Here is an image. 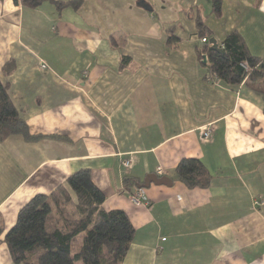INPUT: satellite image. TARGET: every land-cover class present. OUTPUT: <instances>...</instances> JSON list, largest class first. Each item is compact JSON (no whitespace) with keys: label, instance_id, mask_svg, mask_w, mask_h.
<instances>
[{"label":"crops","instance_id":"1","mask_svg":"<svg viewBox=\"0 0 264 264\" xmlns=\"http://www.w3.org/2000/svg\"><path fill=\"white\" fill-rule=\"evenodd\" d=\"M76 1L0 0V77L41 138L0 144L5 233L34 196L90 170L102 208L136 230L124 264H264V95L211 75L205 52L237 33L264 61V0H220L219 15L214 0ZM191 158L211 174L208 188L178 181ZM150 175L172 186L151 184L150 206L135 205ZM0 264H15L5 243Z\"/></svg>","mask_w":264,"mask_h":264},{"label":"trees","instance_id":"2","mask_svg":"<svg viewBox=\"0 0 264 264\" xmlns=\"http://www.w3.org/2000/svg\"><path fill=\"white\" fill-rule=\"evenodd\" d=\"M26 8H37L44 0H18ZM81 0L73 2L78 8ZM70 4V3H68ZM67 4V5H68ZM59 10L62 9L58 3ZM213 12L221 13V1H213ZM199 36L205 29L198 20ZM175 38L172 34L170 41ZM209 45V42L207 43ZM224 53H208V72L222 81L238 86L246 81L247 87L264 95V61L251 58L240 35L230 34L222 43ZM242 64H247L245 70ZM12 66H6L3 75H9ZM11 137H21L34 142L23 115L9 96V84L0 77V144ZM176 177L188 189L208 188L212 176L199 159H183ZM131 185V184H130ZM75 198V215L69 219L67 209ZM106 195L96 186L90 170H80L71 175L66 184L50 195H36L18 213L16 224L5 233L0 219V244L5 243L15 264H124L134 241L136 230L128 215L121 210L105 211L102 208ZM54 217L57 228L49 233L46 225ZM84 235L80 248L73 250L75 239Z\"/></svg>","mask_w":264,"mask_h":264},{"label":"built area","instance_id":"3","mask_svg":"<svg viewBox=\"0 0 264 264\" xmlns=\"http://www.w3.org/2000/svg\"><path fill=\"white\" fill-rule=\"evenodd\" d=\"M209 41L207 38H203L202 39V43L204 44H207ZM242 67L245 69V70H249V66L247 64H242ZM42 69H47V66L45 64H43L41 66ZM204 135V138L205 139H208L210 136H211V131L210 130H207L203 133ZM123 166L125 168H129L131 166V162L130 161H124L123 163ZM159 174H161V170L158 171ZM132 203H134L135 205H146V206H150V201L147 197V194H146V191L144 189H138L137 190V193L135 195H132ZM259 205H264V200H260L258 201Z\"/></svg>","mask_w":264,"mask_h":264},{"label":"water","instance_id":"4","mask_svg":"<svg viewBox=\"0 0 264 264\" xmlns=\"http://www.w3.org/2000/svg\"><path fill=\"white\" fill-rule=\"evenodd\" d=\"M210 44L212 45L211 49L218 51L219 53H224L223 49L219 48L218 42L216 39H212L210 41ZM151 184L157 185V186H172V181L167 177H158L156 175H150L148 176L144 184L140 185V189H148Z\"/></svg>","mask_w":264,"mask_h":264},{"label":"rangeland","instance_id":"5","mask_svg":"<svg viewBox=\"0 0 264 264\" xmlns=\"http://www.w3.org/2000/svg\"><path fill=\"white\" fill-rule=\"evenodd\" d=\"M28 203V202H27ZM26 203V204H27ZM67 217L69 219H72L74 217H76L75 215V198L73 199V203L70 205V207L67 209ZM57 223L55 222V220H52V217L49 218L48 220V223L46 225V229L49 233L53 232L56 228H55V225ZM15 225H13L14 227ZM12 227V228H13ZM11 229V228H10ZM10 229H7L6 233L10 230ZM83 238H84V235H80L78 236L75 241H74V244H73V250H77L78 248H80L82 246V243H83ZM78 264H81V263H78Z\"/></svg>","mask_w":264,"mask_h":264}]
</instances>
